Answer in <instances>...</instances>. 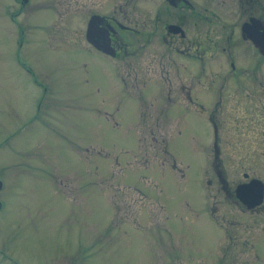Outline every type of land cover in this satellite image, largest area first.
<instances>
[{
    "label": "rangeland",
    "instance_id": "rangeland-1",
    "mask_svg": "<svg viewBox=\"0 0 264 264\" xmlns=\"http://www.w3.org/2000/svg\"><path fill=\"white\" fill-rule=\"evenodd\" d=\"M151 1L77 0L79 14L60 22L57 2L71 14L74 0H31L15 21L2 9L20 0H0V264H264V234L229 240L238 222L210 162L208 118L181 114L154 80L163 83L148 62ZM91 11L143 31L123 49L139 87L132 68L120 79L121 59L72 42ZM215 111L233 141L219 152L229 182L243 171L264 182V138L235 143L252 138L247 120L225 99Z\"/></svg>",
    "mask_w": 264,
    "mask_h": 264
},
{
    "label": "flooded vegetation",
    "instance_id": "flooded-vegetation-1",
    "mask_svg": "<svg viewBox=\"0 0 264 264\" xmlns=\"http://www.w3.org/2000/svg\"><path fill=\"white\" fill-rule=\"evenodd\" d=\"M31 0H20L17 10L5 11L10 3L4 4V12L12 21L16 20L18 11ZM104 1V0H102ZM162 7H158V3ZM57 2L56 17L60 22L66 21L72 14H79L77 0H74V11L67 14L68 4ZM151 29L147 34L152 50L149 53V66L154 65V75L159 72L165 88V97L171 104H180L181 114L193 111L208 118L213 131V157L210 162L216 167L217 184L224 192V198L230 205L238 225L232 227L229 240L236 241L246 235L256 244L254 237L264 234V189L257 191L261 179L243 171L242 177L230 183L227 174L222 171L219 155L233 141L226 135L221 137L216 124L217 104L225 101L232 107L235 117L247 120L253 136L239 133L235 143L240 141L248 145L255 139L262 143L264 138V0H152L150 2ZM74 28L72 42L79 49H96L106 56L121 59L123 70H119L120 79L126 82L122 71L134 69L132 80L139 87L138 73L133 66H125L122 50L128 43L126 36L140 34V27L135 28L121 21L110 13L91 11ZM77 29L80 31L76 33ZM18 40L19 47L28 39ZM163 43L172 52L170 56L163 49ZM82 44L85 45L81 47ZM139 56L141 53L139 52ZM174 53V54H173ZM167 55L169 57H167ZM169 62L176 65L173 75L168 74ZM20 65L29 68L25 62ZM160 66V68H159ZM85 68L87 66L85 65ZM120 68V67H119ZM164 68V69H162ZM191 71L190 77L183 73ZM129 76V72L127 73ZM150 73H145L142 81L146 82ZM236 97L235 103L232 96ZM162 97V93H161ZM209 107V110H207ZM262 120L257 136H254L253 120ZM245 138V139H244ZM174 162V161H172ZM175 166V163L173 164ZM210 182V179H207ZM264 187V184H262ZM241 209V210H240ZM254 221L261 223L253 229ZM223 227L222 223H219ZM234 247V246H233Z\"/></svg>",
    "mask_w": 264,
    "mask_h": 264
},
{
    "label": "trees",
    "instance_id": "trees-1",
    "mask_svg": "<svg viewBox=\"0 0 264 264\" xmlns=\"http://www.w3.org/2000/svg\"><path fill=\"white\" fill-rule=\"evenodd\" d=\"M127 52H128V51H127ZM127 52H126V53H127Z\"/></svg>",
    "mask_w": 264,
    "mask_h": 264
}]
</instances>
